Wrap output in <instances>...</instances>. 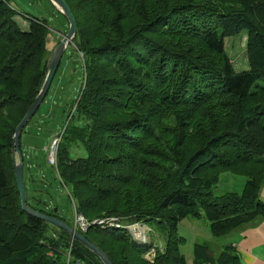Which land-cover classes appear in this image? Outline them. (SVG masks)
Instances as JSON below:
<instances>
[{
  "label": "trees",
  "instance_id": "obj_1",
  "mask_svg": "<svg viewBox=\"0 0 264 264\" xmlns=\"http://www.w3.org/2000/svg\"><path fill=\"white\" fill-rule=\"evenodd\" d=\"M64 1L82 80L56 165L40 132L23 136L39 108L21 130L27 205L70 225L81 215L86 229L78 230L112 264H241L233 245L214 252L208 241L194 243L187 261L177 227L204 215L220 239L264 219V0ZM16 13L0 0V264H66L69 247V264H103L21 208L12 134L43 83L49 51L45 19L27 14L23 29ZM241 31L246 70L233 67L224 43ZM74 142L86 156L71 157ZM224 172L244 177L243 186L214 195ZM133 223L164 234L152 259L153 241L134 238Z\"/></svg>",
  "mask_w": 264,
  "mask_h": 264
},
{
  "label": "rangeland",
  "instance_id": "obj_2",
  "mask_svg": "<svg viewBox=\"0 0 264 264\" xmlns=\"http://www.w3.org/2000/svg\"><path fill=\"white\" fill-rule=\"evenodd\" d=\"M12 8L15 9L16 20L21 28L27 29L28 21L25 18L27 14L45 19L48 32L46 34V48L49 53L55 48L56 42L59 41L62 34H65L68 29L66 18L59 13L50 0H10ZM225 50L229 55L233 67L236 70L248 69L246 59V32L224 38ZM61 64L54 75L50 88L38 111L34 115L32 121L26 126L23 136L25 139L29 134L40 132L48 145L51 138L56 133L62 130L66 124L67 115L70 111V106L79 95V88L82 80V67L80 57L75 51L73 45H69L61 59ZM45 147V146H44ZM71 157L86 156L84 147L79 142H74L70 147ZM244 177L224 172L220 174L219 183L212 188L214 195H219L226 190L238 189L243 185ZM67 205V204H66ZM65 207L68 209V207ZM70 216L69 213H66ZM76 214H74V221ZM144 233L145 242L153 241L154 245L164 244V234L160 230L149 231L148 226L144 223H139ZM178 234L184 238V242L180 245V251L185 256L187 261L192 259V249L196 242H203L212 237L209 229L208 220L202 215L199 219L190 217L182 218L177 227ZM140 241L142 236L137 238ZM211 241L215 244L216 249L222 244L223 239Z\"/></svg>",
  "mask_w": 264,
  "mask_h": 264
},
{
  "label": "water",
  "instance_id": "obj_3",
  "mask_svg": "<svg viewBox=\"0 0 264 264\" xmlns=\"http://www.w3.org/2000/svg\"><path fill=\"white\" fill-rule=\"evenodd\" d=\"M50 1L52 2L56 10L66 18L68 22V29L65 34L61 35V38L59 39L55 48L49 53L48 56L49 64L43 83L36 97L34 98L33 102L28 107L22 119L16 125L12 134V143H11L12 162L15 172L16 184L20 194L21 208L26 213L36 218H39L45 222L53 224L54 226L60 229L65 230L70 235L71 238L78 240L81 243H83L85 246H87L101 260L103 264H112V262L106 256V254L102 252L92 242L87 240L85 236H83V234L74 225H70L58 218L37 211L29 207L26 203V192L23 185V160H22V154L20 151V143H19L21 130L28 123V121L31 119V117L34 115V113L41 105L43 99L45 98L50 88L51 82L59 67L63 54L69 45H73V39L76 35L75 20L66 2L64 0H50ZM80 219L83 220L82 216ZM133 232H137L136 227L133 228Z\"/></svg>",
  "mask_w": 264,
  "mask_h": 264
},
{
  "label": "crops",
  "instance_id": "obj_4",
  "mask_svg": "<svg viewBox=\"0 0 264 264\" xmlns=\"http://www.w3.org/2000/svg\"><path fill=\"white\" fill-rule=\"evenodd\" d=\"M243 185H240V190ZM260 199L264 201V186L260 190ZM217 238H210L211 241ZM222 244H231L235 247L240 257L241 264H264V219L255 225L236 229L222 237ZM214 252H217L215 244H212Z\"/></svg>",
  "mask_w": 264,
  "mask_h": 264
},
{
  "label": "built area",
  "instance_id": "obj_5",
  "mask_svg": "<svg viewBox=\"0 0 264 264\" xmlns=\"http://www.w3.org/2000/svg\"><path fill=\"white\" fill-rule=\"evenodd\" d=\"M64 127L62 128V130L60 132H58L55 135H53L52 138H51L50 143L47 146L44 147V149L48 153L47 160H48L49 164L56 165L57 146H58V144L60 142ZM80 218H81V216L76 215V218H75V221H74V226L76 228L77 227L80 228L81 230H85L86 229L85 228L86 227V223L84 222V220H81ZM96 222L102 223L103 220H96ZM138 224L139 223H133V224H130V225L126 226L129 229V231L132 233L133 237L136 238V239L139 237L138 232L144 233V230H143L142 226L138 225ZM109 225L119 226V224L116 223V219L115 218H110L109 219ZM134 227L137 228V232H133V228ZM144 239H145L144 236H142V240H144ZM157 247H159V249L162 248L161 245H158V246L154 245L152 247V249L146 254V257L149 258V259H152L154 257V255H155V250H156ZM69 260H70V247L68 248V250L66 252V264H69ZM73 264H84V263H82L80 261H75Z\"/></svg>",
  "mask_w": 264,
  "mask_h": 264
},
{
  "label": "bare ground",
  "instance_id": "obj_6",
  "mask_svg": "<svg viewBox=\"0 0 264 264\" xmlns=\"http://www.w3.org/2000/svg\"><path fill=\"white\" fill-rule=\"evenodd\" d=\"M138 235H140V236H144V235L142 234V232H138Z\"/></svg>",
  "mask_w": 264,
  "mask_h": 264
}]
</instances>
